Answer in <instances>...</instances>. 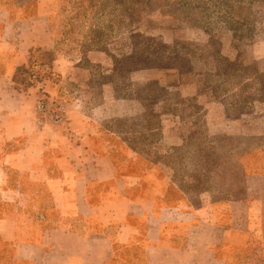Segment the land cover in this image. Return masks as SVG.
Instances as JSON below:
<instances>
[{
    "label": "rangeland",
    "instance_id": "1",
    "mask_svg": "<svg viewBox=\"0 0 264 264\" xmlns=\"http://www.w3.org/2000/svg\"><path fill=\"white\" fill-rule=\"evenodd\" d=\"M31 16L55 47L13 87L51 83L39 100L81 118L124 175L166 178L169 206H228L224 264L263 257L264 0H0V30Z\"/></svg>",
    "mask_w": 264,
    "mask_h": 264
},
{
    "label": "crops",
    "instance_id": "2",
    "mask_svg": "<svg viewBox=\"0 0 264 264\" xmlns=\"http://www.w3.org/2000/svg\"><path fill=\"white\" fill-rule=\"evenodd\" d=\"M54 47L45 18L0 30V264H224L228 206L183 195L169 206L166 178L124 175L75 114L37 124L36 103L54 86L22 91L13 80L35 49Z\"/></svg>",
    "mask_w": 264,
    "mask_h": 264
},
{
    "label": "built area",
    "instance_id": "3",
    "mask_svg": "<svg viewBox=\"0 0 264 264\" xmlns=\"http://www.w3.org/2000/svg\"><path fill=\"white\" fill-rule=\"evenodd\" d=\"M36 122L39 126H44L47 123L54 126H60L65 122V116L62 108L50 111L48 101L41 99L36 104Z\"/></svg>",
    "mask_w": 264,
    "mask_h": 264
},
{
    "label": "trees",
    "instance_id": "4",
    "mask_svg": "<svg viewBox=\"0 0 264 264\" xmlns=\"http://www.w3.org/2000/svg\"><path fill=\"white\" fill-rule=\"evenodd\" d=\"M34 54V52H33ZM34 66V63H32L29 68L33 67ZM44 67H49V65H46V64H43ZM21 72H26V69L25 68H21V69H18V73H21ZM258 255H261L262 252H257ZM258 255H254L255 257V261L253 264H264V256L263 257H260ZM262 256V255H261Z\"/></svg>",
    "mask_w": 264,
    "mask_h": 264
}]
</instances>
